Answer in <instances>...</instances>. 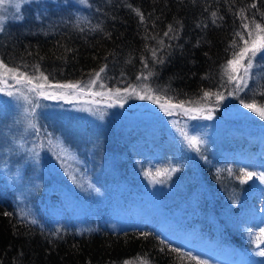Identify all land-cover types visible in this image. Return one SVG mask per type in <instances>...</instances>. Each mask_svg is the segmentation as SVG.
I'll use <instances>...</instances> for the list:
<instances>
[{"label":"trees","instance_id":"16d2710c","mask_svg":"<svg viewBox=\"0 0 264 264\" xmlns=\"http://www.w3.org/2000/svg\"><path fill=\"white\" fill-rule=\"evenodd\" d=\"M85 1L82 9L60 0H44L34 11L26 6L23 17L4 25L0 32V60L31 76L43 73L47 84L87 85L104 67L94 86L132 90L125 95L129 104H119L116 96L108 100L92 95L93 86L83 93L71 89L67 98L39 95L37 102L43 104L93 105L100 118L95 125L102 126L93 128L91 137L74 132V125L89 132L83 118L61 121L60 128L32 130L21 140L28 152L10 155L19 173L15 172L25 179L31 178L27 177L31 173L43 178L42 187L49 185L47 180L55 181L52 187L63 188L62 195L66 191L73 195L83 187L70 185L80 186L81 180L65 171L58 176L53 166L50 168L49 156L61 162L73 160L81 156L80 150L94 145L92 153L97 150L103 160L109 159V169L117 173L116 178L125 176L133 193L148 189L147 183L155 184L157 197L173 193L192 215L200 209L211 216L205 221L202 214L189 219L182 229L192 224L205 241L221 243L227 238L232 250L249 256L250 251L259 250V258L253 257V262L261 264L264 240L255 243L254 235L260 229L252 218L261 214L260 207L264 210V185L256 175L247 179L243 173H264V159L252 167L255 163L247 166V158L242 156L248 148L251 160L264 158V119L241 101L264 108V54L257 58L259 51L252 58L259 62H253L239 89L237 80L228 82L225 70L233 53L244 46L240 36L250 43L248 33L253 37L258 33L255 23L264 28V0ZM158 58L164 62L159 63ZM244 63L246 66L247 60ZM232 75L243 76V68ZM4 78L5 84L0 80L3 87L25 90L29 86L7 75ZM206 91L212 95L204 98ZM217 93L223 95L219 102ZM143 95L159 100L140 99ZM182 102L184 107L172 108V114L160 107L161 103L167 108ZM125 114L132 122L122 125ZM66 126L70 134L64 131ZM233 128L248 133L251 139L242 143L243 151L226 134ZM51 132L60 141H55ZM76 137L83 139L76 142ZM193 137L198 141L195 146L189 143ZM51 147L55 152L47 151ZM0 148L7 157L12 150L10 146ZM60 148H65L62 156ZM141 150L155 156L147 159ZM32 152L36 153L31 156ZM31 158L30 167H25ZM165 169L167 174L157 175ZM1 182L0 178V264H196L182 255L191 253L182 245L189 236L187 228L181 241L172 236L170 227L164 234L159 225L148 220L116 228L98 221L85 229L45 213L40 203L21 206L12 189ZM50 197L59 199L57 194ZM261 216L264 218V211ZM211 224L217 226L216 235L207 231ZM173 248L180 253L172 252Z\"/></svg>","mask_w":264,"mask_h":264},{"label":"rangeland","instance_id":"374dc122","mask_svg":"<svg viewBox=\"0 0 264 264\" xmlns=\"http://www.w3.org/2000/svg\"><path fill=\"white\" fill-rule=\"evenodd\" d=\"M55 1V0H53ZM65 3L66 1L72 3L76 9H82L83 6L87 3L85 0H60ZM35 2V3H33ZM41 2L44 0H5L3 5H0V26L4 28V25L13 23L20 20L24 15V9L26 6H29V9L34 11L38 6H41ZM261 54L257 58H262L264 50L260 51ZM252 60L253 62H259V60ZM247 65V64H246ZM9 67V66H7ZM10 68V67H9ZM252 71V68L249 69V72ZM18 73H23L18 70ZM29 77H40L38 75L31 76L26 74ZM5 76V75H4ZM4 76H0L1 82L5 84ZM9 77V76H8ZM10 78V77H9ZM95 79V78H91ZM36 80L34 79L33 84L29 85L27 89L20 87L11 88L8 86L3 87L0 84V146L3 147H12L11 152L6 155V151L0 148V178L2 179L1 184L6 188L12 189L15 200L22 205H32L34 203H40V208L44 210L45 213L55 215L57 218L63 220L69 219L75 225L81 228L87 229L96 225L98 221L105 223L108 227L116 228L119 226L136 224L141 220H148L153 222L156 225H159L160 231L164 234H167L169 227L170 233L172 236H175L178 241H181L182 236H184V230L189 229L188 237L183 240L182 245L186 247L194 256H197L201 260L208 261L211 264H256L253 262V257L259 258V250L250 251L248 254L242 253L239 251H234L230 248L227 238H224L221 243L216 241H205L203 240V235L197 229L194 230L192 224H189L187 227L182 229L184 222L189 219L201 215L203 220L211 218L210 214L203 212L197 209L194 214L190 213L191 209H187L185 205L178 203L176 195L173 193L166 192L171 196L163 195L160 198L157 197L159 193L156 192V185L147 183L145 187L148 189H139V193H133L131 190V185L127 184V178L123 175H118L116 178L115 171L109 169L108 162L109 159L103 160L101 153L96 150L95 154L92 153V146L89 144L84 150H80L81 156L73 160H64L63 162L59 160H50V168L53 166V171L58 172V176H61V172L65 171L66 174L76 175L82 184L78 186V183H74L73 187L82 188L80 191H75L73 195L67 194L62 195L63 188L56 189L52 187L55 181L47 180L45 187H42V179H39L38 176L29 175L25 177L19 176V172L15 167H13V161L10 160V155H19V152L24 154L28 152V149H25V146L21 145V140L29 136V132L35 129L36 132H39L40 129L47 128L48 126L51 129L55 127L60 128L62 122L66 120H74L78 118L81 120L83 118L88 123L89 132L82 129L79 125H74V132L76 135H85L84 137L94 136L93 128L97 129L98 126L95 125L96 122L100 119L97 118L96 110L94 106L87 105L85 103L75 104L71 102V105H63L58 103H39L37 98L39 94H36L37 91H33ZM39 83L44 84L45 87L43 91L50 93V96H62L67 98L70 96L71 89H57L55 86L60 84H74L70 83H59V84H47V81L43 79L39 80ZM88 84V82H87ZM98 84V83H96ZM94 87L93 91L95 93H101L97 95L100 98H107L108 100L114 99V97H120L119 104L126 105L129 104L125 95L127 92L132 90H107L102 89L98 85ZM14 89V90H13ZM27 90V91H26ZM73 90V89H72ZM11 92L12 95L8 93ZM32 92V95L31 93ZM36 92V93H35ZM42 96V95H41ZM141 101V100H139ZM34 107V110L30 112L31 108ZM102 117V116H100ZM122 125L125 123H131L132 117L130 115H122ZM106 123H103V125ZM64 131L68 134L71 133L69 127H65ZM52 134L55 141H60V137L56 133ZM230 136L233 143L235 142L236 146H239V151H243L242 143L249 142V135L246 132H242L237 128L229 129L226 132ZM83 137V136H80ZM76 137V142L83 139ZM141 143H139L140 145ZM168 147V146H167ZM68 149V148H67ZM69 150V149H68ZM49 153L55 152L53 148L47 150ZM60 156L63 155L65 148H60ZM246 152L242 157L247 158V166L250 162L254 164L252 167L257 166L259 163H262L261 160L263 157L252 159L248 156L251 155V151L247 148ZM142 154L149 159L152 156H155L154 153L141 150ZM36 152H32L31 156ZM47 155V152H45ZM148 154V155H147ZM150 154V155H149ZM242 155V153H241ZM30 156V157H31ZM29 157V156H28ZM146 159V161H147ZM33 158L29 161H25L23 165L30 167ZM251 160V161H250ZM256 161V162H255ZM53 164V165H52ZM60 165V167L58 166ZM258 167V166H257ZM16 171L18 172H15ZM56 169V170H55ZM264 169V168H263ZM264 172V171H262ZM264 185V182H262ZM42 185V186H41ZM37 187H42L41 190H38ZM155 191L151 192L149 189ZM69 189V188H68ZM64 192V191H63ZM179 192V190H178ZM46 193L49 196H46ZM59 196V199H53L50 195ZM140 194V196H138ZM180 195V194H179ZM132 196L137 199H133ZM131 200V202H129ZM71 201V202H70ZM71 203V206H69ZM261 206H264L262 204ZM260 213L262 207L259 208ZM206 213V215H205ZM261 214L255 215L252 218V221L255 223V226L260 229L258 233H255V243H261L264 240V218ZM261 222V226L257 224ZM216 227L214 224H211L207 231L216 235ZM264 247V246H263ZM264 252V248L262 250ZM261 264H264V259L261 261Z\"/></svg>","mask_w":264,"mask_h":264},{"label":"snow or ice","instance_id":"6c2138e0","mask_svg":"<svg viewBox=\"0 0 264 264\" xmlns=\"http://www.w3.org/2000/svg\"><path fill=\"white\" fill-rule=\"evenodd\" d=\"M5 3V0H0V5H3ZM252 7H256L255 4L252 5ZM137 14L140 15L141 20H143V16L139 13V11L137 10ZM213 16H215V13H213ZM253 23H255V21H253ZM243 27L245 29L248 28V24L245 23L243 25ZM255 28L258 30V33L255 37L252 36V32L248 33V36L251 38V42L249 43L248 39H244L243 36H240L239 33H237L238 36H240V38L242 40H244V46L241 47L239 49V51H236L233 53V58L231 60H229L227 62L228 64V68L225 70V74L228 75V82H232L233 80H237V88L239 89L241 83H243L245 81V78L248 76L249 74V69L252 68V58H254L257 54V52L264 50V35H260V32H264V28L261 27L260 24L255 23ZM4 29L2 26H0V32H2ZM171 30V29H170ZM165 35H167V33H165ZM153 55L155 56V52H153ZM245 60H247V65L245 66ZM158 62L159 63H163V59H159L158 58ZM241 68H243L244 71V75L240 76L237 78V76L232 75V73H236L238 72ZM230 69V71H229ZM104 71V67H101L99 72L95 73V79H92L88 82L87 85H81L79 82L76 84H60V85H56L55 87L57 89H74V90H78L80 93L85 92L86 90H90L92 85H95L97 80L100 79V73ZM7 75L9 76L11 79L16 80L17 83H26V84H33L34 79L37 81L35 84V88L31 89L33 91H37V93L39 95H44L46 98H55L53 96H49L48 93L43 91V88L45 87L44 84L39 83L40 79H43L44 81H47V77L43 75V73L40 74V77H29L27 76L25 73H18V70L16 68H9L7 67V65L0 60V76H4ZM149 76L153 75V73L150 71L148 73ZM101 87H103V85H101ZM0 91H3V89H0ZM119 91V90H117ZM9 95H12L11 92L8 93ZM101 93H92V95H100ZM210 95H212V93L210 92H204L203 93V97L207 98ZM140 99H153V97L151 95H143L139 97ZM216 99L217 102H219L220 100L223 99V95L220 93L216 94ZM159 100V97H157L156 99H153V102L156 103ZM167 103V101L165 102ZM241 103L243 104V106L245 108L250 109L251 111L257 113L262 119H264V108H258L256 104L254 103H244L243 100L241 101ZM160 107L162 109H164L166 112H168V114H172V108H183V102L179 105H175V106H170V107H165L164 103L160 104ZM187 111V110H186ZM197 111H202V109H197ZM207 118H211V114H208ZM191 146H195L198 141L196 140L195 137L191 138V140L189 141ZM168 170L165 169L163 170V172H158L157 175H164L167 174ZM256 175L257 178L264 182V173H259L254 174L252 172H245L243 173V176L246 177L247 179H252L253 176ZM245 182V181H242ZM33 223H35V221H33ZM262 232H264V229L261 230ZM145 237H147V233L143 234ZM172 252H176V253H180L179 249L173 248L171 249ZM182 255L187 256L190 260H193L196 262V264H206V261H202L199 260L196 256H193L191 253H184ZM261 256H264V252H260ZM143 264H148L147 261H143Z\"/></svg>","mask_w":264,"mask_h":264}]
</instances>
